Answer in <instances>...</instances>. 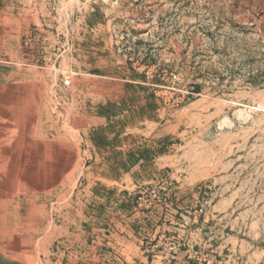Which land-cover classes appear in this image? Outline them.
<instances>
[{
    "label": "rangeland",
    "instance_id": "374dc122",
    "mask_svg": "<svg viewBox=\"0 0 264 264\" xmlns=\"http://www.w3.org/2000/svg\"><path fill=\"white\" fill-rule=\"evenodd\" d=\"M70 234L60 263L264 264V0H0V264Z\"/></svg>",
    "mask_w": 264,
    "mask_h": 264
},
{
    "label": "crops",
    "instance_id": "0c3cea01",
    "mask_svg": "<svg viewBox=\"0 0 264 264\" xmlns=\"http://www.w3.org/2000/svg\"><path fill=\"white\" fill-rule=\"evenodd\" d=\"M56 238H57V234H56L54 239H56ZM72 238H73V236L71 234L69 236H67L66 239L63 241L65 243V245L62 246L63 249L58 248V251L55 252L56 256H53V258L58 260V264H64V262L60 263V260H59L60 257L62 258L65 254H67V255L70 254L71 255V253H73V250H71V248L74 247V244L71 242ZM36 254H35L36 257H38L42 261L43 253L41 252V250L38 253H36ZM32 257H33V255H32Z\"/></svg>",
    "mask_w": 264,
    "mask_h": 264
}]
</instances>
